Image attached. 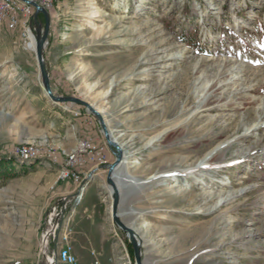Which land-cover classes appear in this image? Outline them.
Returning a JSON list of instances; mask_svg holds the SVG:
<instances>
[{
  "label": "rangeland",
  "instance_id": "obj_1",
  "mask_svg": "<svg viewBox=\"0 0 264 264\" xmlns=\"http://www.w3.org/2000/svg\"><path fill=\"white\" fill-rule=\"evenodd\" d=\"M47 13L44 61L53 94L103 110L123 155L135 162L122 167L118 214L133 230L143 226L142 264H209L215 254L225 260L216 264H264V0H53ZM16 18V30L0 21V159L34 146L56 160L40 157L36 164L54 167L58 179L80 142L104 147L106 140L84 107L36 104L38 95L53 102L44 95L35 51L24 39L28 15L19 11ZM38 23L44 29L41 14ZM106 149L108 165L115 157ZM206 156L212 157L203 161ZM15 168L0 169V264H18L15 259L29 254L26 264H49L47 257L54 262L63 236L81 250L71 228L62 233L60 227L68 196L46 212L39 239H28L27 201L39 195L17 192L26 184L10 183L20 171ZM94 169L92 163L77 166L83 177ZM106 176L102 170L87 176L84 190L96 189L126 264H135L125 233L111 218ZM207 193L214 202L201 198ZM209 225L221 229L204 245ZM48 233L46 247L41 242ZM222 238L227 241L219 250Z\"/></svg>",
  "mask_w": 264,
  "mask_h": 264
},
{
  "label": "crops",
  "instance_id": "obj_2",
  "mask_svg": "<svg viewBox=\"0 0 264 264\" xmlns=\"http://www.w3.org/2000/svg\"><path fill=\"white\" fill-rule=\"evenodd\" d=\"M37 99L39 100L36 104L44 103L50 110H54L55 105L59 107L58 104L47 102L43 95H38ZM56 114L57 112H54V115ZM54 117L61 120L60 113L58 117L57 115ZM69 139L70 148L75 147L74 134L70 133ZM8 167L7 170H11V163ZM18 172V175L15 176L16 182L12 180L10 183H16L17 186L20 183L26 185L24 184L25 187L17 192H22L25 196L39 195L37 198L34 197L27 201L30 206L31 218L26 216L27 218L23 221V224H29L30 238L28 239L35 241L45 232L46 212L51 208L55 199L58 200L73 194L74 188L70 182L58 180L56 169L48 164L22 167ZM6 186L9 187L10 184L6 183ZM95 198L96 189L93 186L85 189L82 200L76 206L74 213L71 212L72 208L70 207V213L68 212V216L62 224V233L68 232L71 228L75 238L80 241L81 250L75 245H70L78 264H126L121 238L116 230L111 228L105 216H102L99 207H102L103 201ZM32 258V254H29L20 256L14 261H18V264H26V262L32 261Z\"/></svg>",
  "mask_w": 264,
  "mask_h": 264
},
{
  "label": "water",
  "instance_id": "obj_3",
  "mask_svg": "<svg viewBox=\"0 0 264 264\" xmlns=\"http://www.w3.org/2000/svg\"><path fill=\"white\" fill-rule=\"evenodd\" d=\"M30 5H32L35 8V14L33 16V18L35 20V24H36V27L34 29V35H35V40H36L35 55H36V60L38 63L40 75L42 78L44 92H46L48 98L54 104H73V105H77V106H82L89 113H91L93 116H95L98 119L99 124L102 128V132L104 134L105 140H106V146H107L108 150L115 157V161L111 164L104 165V166H101L99 168L94 169L90 173L89 177L90 178L93 177L95 175V173H97L98 171H101V170L107 172L106 182L112 190L111 196L113 199V203L111 206L112 207V211H111L112 221L120 230H122L125 233L129 244L132 246L133 251H134L135 264H142L141 252H140L141 246L137 240L135 231L133 229H131L130 227H128L126 224H124L123 221H121V219H120V215L118 214L120 195H119L116 183L113 180V174H114V171L117 169V167L122 162V159L124 156L123 151H122L121 147H119L117 144H115L114 141L110 140L109 130L105 126V123H104L101 115L95 110V108L93 106H91L90 104L86 103L85 101H83L81 99L72 98V97H57L53 94L51 86H50L49 75H48L46 65H45V61H44V48H45V45L47 44V39L49 36V31H50L49 16H48L47 11L44 10L43 8L39 7L37 4L30 3ZM39 14H41L44 17V20H45L44 29H42L41 24L38 23ZM79 194H80V190H77L75 192V194L68 196L62 200L63 207H62V210L59 214V217L61 220L60 227H62L65 212L70 207V205L79 197ZM55 252H56V247L54 248L53 253H55Z\"/></svg>",
  "mask_w": 264,
  "mask_h": 264
},
{
  "label": "bare ground",
  "instance_id": "obj_4",
  "mask_svg": "<svg viewBox=\"0 0 264 264\" xmlns=\"http://www.w3.org/2000/svg\"><path fill=\"white\" fill-rule=\"evenodd\" d=\"M53 1V0H52ZM0 2H7V4H8V10L10 11V16H12V18H13V24L12 23H10V21H8L7 23L9 24V26H10V28H13V25H14V27H15V25H17V18H16V15H17V13L19 12V11H22L23 12V10H28V3H25V0H0ZM125 3V2H124ZM24 13V12H23ZM25 14V13H24ZM35 14V13H34ZM28 15V14H27ZM23 17V16H22ZM93 17V16H92ZM4 19H6V18H0V21L1 20H4ZM28 19V18H27ZM7 26V25H6ZM19 26V25H18ZM21 26V25H20ZM29 39L31 40V41H29L30 43H29V45L27 46L28 48H30V49H32L33 51H35V49H36V40H35V35H33L32 34V32H31V34H29ZM155 53V52H154ZM149 61V60H148ZM156 70V69H155ZM153 72H155V71H153ZM44 95L48 98V96H47V94H46V92H44ZM49 99V98H48ZM92 104V103H91ZM91 106H93L94 108H95V110L99 113V114H101L102 116L101 117H103L102 119H104L105 118V116H104V112H103V110H101L100 108H97V106H95V105H91ZM264 118V117H263ZM104 122L105 123H107V121H105L104 120ZM106 127H107V125H105ZM259 126V124H255V125H253L249 130H256V128ZM247 133H248V130H247ZM246 133V134H247ZM109 134H110V140H112V141H114L115 142V144H117V145H120V146H122V144L117 140L118 139V137L117 136H114L113 135V132L110 130L109 131ZM245 136V135H244ZM247 136V135H246ZM28 144V143H27ZM227 146H229L228 145V143H226V144H224V145H222V146H218L217 147V150L219 149H223V148H225L226 149V147ZM19 149H23V151L24 152H32V151H36V150H38L36 147H34V146H29V145H25V146H22V147H19ZM77 151H79L80 152V144H79V146H78V150ZM77 151H75V152H72L71 153V155L70 154H68L67 156H66V159H72V158H74V157H78L77 156V154H78V152ZM218 152H220V151H218ZM250 152V151H249ZM211 154V153H210ZM213 154V153H212ZM221 156V155H220ZM212 157V156H211ZM211 157L210 158H208L207 156L203 159V161H205L206 159H208V161L211 159ZM218 157V156H217ZM13 162H12V166H14V168L16 167V168H19V170L21 169L20 167H31V166H35V164H36V162L37 161H41L42 160V158H40V157H24V156H20V155H15L13 158ZM214 159V158H213ZM212 159V160H213ZM133 163H135L134 161H129V159H128V157L124 154V156H123V159H122V162L120 163V165L117 167V169L114 171V174H113V180L115 181V183H116V186H117V189H118V192H119V195L121 196V195H123V190H124V184H123V179H124V175H123V170H122V167L124 166L125 167V165L127 166V165H130V164H133ZM41 164V163H40ZM15 168V169H16ZM128 168H130V167H128ZM16 170H18V169H16ZM59 180H61V171L59 172ZM89 176V175H88ZM188 176V175H187ZM92 178V177H91ZM90 177H89V179H91ZM153 177H150V179H152ZM88 182V181H87ZM224 186H225V184H223ZM86 186V183H81V185H80V189H77V190H80V194H79V197L72 203L73 205L74 204H76V205H78L80 202H81V200H82V196H83V193H84V187ZM172 187H179L178 185H174V186H172ZM108 189H109V192L112 194V190H111V188L110 187H108ZM76 190V191H77ZM178 193H179V191H178ZM177 194V193H176ZM208 194V193H207ZM181 196H182V194H180ZM226 198L224 199V203L226 202V200H227V198H229V197H233V194H231V195H226L225 196ZM201 198H204V199H206L207 201L206 202H214V200L216 199V197L215 196H211L210 195V193L208 194V195H206V194H204V196L203 197H201ZM229 200H231V199H229ZM220 201V200H219ZM222 201V200H221ZM71 204V205H72ZM70 205V206H71ZM224 206V205H223ZM210 209H212V208H210ZM111 210H112V207H111ZM205 210V209H204ZM208 210V209H207ZM201 212V211H200ZM199 212V213H200ZM203 212V211H202ZM202 212H201V214H202ZM207 212V211H206ZM211 212V211H210ZM205 214V213H204ZM207 214V213H206ZM213 223V222H212ZM218 222H216V224H217ZM214 224V223H213ZM221 224V223H220ZM140 226V225H139ZM216 226V225H215ZM218 226H219V224H218ZM217 226V227H218ZM207 227V226H206ZM215 228L214 229V227H213V229H212V226H210L209 225V227H208V229H207V231L205 232L206 233V240L204 241V245H205V243L209 240V241H214L216 238H214V235H216V233H218V231L221 229L220 227H218V228ZM139 229H143V226H140V227H138V228H134V231H135V234H136V237H137V240H138V242L140 243V246H142V243H141V238L143 237H140V236H138V233H139ZM205 235V234H204ZM203 235V236H204ZM238 239V238H237ZM221 240V239H220ZM57 241V240H56ZM225 241H227V239H223L222 238V240L221 241H219V245H220V249L219 250H222V247L224 246V244H226L225 243ZM67 245H69V243H67L66 242V236H63L62 238H60L59 240H58V242H57V244H56V252L55 253H53V257L55 258L56 257V261L54 260V264H64V262H63V256H64V254H65V250H67ZM207 245V244H206ZM219 245H217V246H219ZM208 246H209V244H208ZM203 247V246H202ZM209 250V249H208ZM212 252V251H211ZM57 253V254H56ZM224 257H221V255H219V256H217L216 254L214 255V258L211 260V264H216L215 262L216 261H219L220 263H223V262H225V260L223 259ZM49 260H51V258H49ZM218 262V263H219ZM209 263V262H208ZM209 263V264H210Z\"/></svg>",
  "mask_w": 264,
  "mask_h": 264
},
{
  "label": "built area",
  "instance_id": "obj_5",
  "mask_svg": "<svg viewBox=\"0 0 264 264\" xmlns=\"http://www.w3.org/2000/svg\"><path fill=\"white\" fill-rule=\"evenodd\" d=\"M25 3H28V10H23L25 14H28V24H27V35H25V38L29 45V34H31V19L34 16L35 8L30 5V3H35L39 7L43 8L44 10L48 11V6H52V0H25ZM0 18H6L7 21H10V23L13 24V18L10 16V11L8 10V4L7 2H0ZM13 29L14 28L13 25ZM106 146H100L95 145L90 140H84L83 142H80V154L78 157H74L72 159H65L64 166H61V180L60 181H71L76 189H80L81 183H87V176L90 174H85L84 177L81 176L83 173L77 171V166H83L86 163H92L96 168H99L101 166L107 165V159H106ZM14 155H20L24 157H47L50 161L56 162L54 159H50V154H47L46 152H43L42 150H36L32 152H24L23 149L16 148ZM50 233V232H49ZM47 234L45 236H42V242L47 247L48 242L50 240V234ZM51 258V257H50ZM47 261L49 264H54V262H51L49 258L47 257ZM63 262L64 264H78L77 258L73 254L72 247L70 245H67V250H65V254L63 256ZM98 264V263H95Z\"/></svg>",
  "mask_w": 264,
  "mask_h": 264
},
{
  "label": "trees",
  "instance_id": "obj_6",
  "mask_svg": "<svg viewBox=\"0 0 264 264\" xmlns=\"http://www.w3.org/2000/svg\"><path fill=\"white\" fill-rule=\"evenodd\" d=\"M11 162H12V159H6V158L0 159V169H2V168L6 169V170H7V168L9 169L8 165ZM11 165H12V163H11ZM126 248H127V252H128V255H129L130 259L134 263V261H135V259H134V251H133L132 246L129 244V242L126 243Z\"/></svg>",
  "mask_w": 264,
  "mask_h": 264
}]
</instances>
